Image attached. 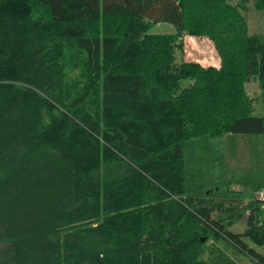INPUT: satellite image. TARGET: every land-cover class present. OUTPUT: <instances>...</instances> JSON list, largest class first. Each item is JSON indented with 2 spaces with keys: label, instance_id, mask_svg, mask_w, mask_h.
I'll list each match as a JSON object with an SVG mask.
<instances>
[{
  "label": "trees",
  "instance_id": "obj_1",
  "mask_svg": "<svg viewBox=\"0 0 264 264\" xmlns=\"http://www.w3.org/2000/svg\"><path fill=\"white\" fill-rule=\"evenodd\" d=\"M250 2L264 13V0H0V264H203V237L264 264L261 204L246 205L256 253L213 217L233 207L183 196L181 169L188 140L264 136ZM185 35L207 38L219 68L176 63Z\"/></svg>",
  "mask_w": 264,
  "mask_h": 264
},
{
  "label": "rangeland",
  "instance_id": "obj_2",
  "mask_svg": "<svg viewBox=\"0 0 264 264\" xmlns=\"http://www.w3.org/2000/svg\"><path fill=\"white\" fill-rule=\"evenodd\" d=\"M248 6L246 12L248 34L250 36L264 35V13L254 10L252 2ZM173 32L171 26L164 24L156 25L151 29V34L155 35H171ZM188 37L190 36L185 35L181 39L183 53H176V63L185 61L195 63L192 59L198 60L195 57L191 58L194 51L188 50L183 41V38ZM194 38L201 39L200 47L208 48L209 46L213 55H217L207 38ZM197 64L202 68H219ZM65 74L69 94L80 95L82 71L67 67ZM246 89L254 100V115L261 116V89L258 80L249 82ZM83 107L87 110L92 109L90 103H85ZM181 169L184 175L183 196L209 198L215 202H221L225 205L224 208L233 207L232 212H216L213 217L220 224L224 223L226 230L237 235L248 249L262 253L263 248L247 236L248 208L246 205L253 200V193L256 190H264V136L223 134L188 140L184 143ZM203 244L201 256L203 264H251L250 259L225 238L210 237ZM0 247H2L1 244Z\"/></svg>",
  "mask_w": 264,
  "mask_h": 264
},
{
  "label": "crops",
  "instance_id": "obj_3",
  "mask_svg": "<svg viewBox=\"0 0 264 264\" xmlns=\"http://www.w3.org/2000/svg\"><path fill=\"white\" fill-rule=\"evenodd\" d=\"M184 38H183V41H184L185 45L187 46L188 50L194 51V53H192L191 58H193V57L198 58V60L192 59V61H194L195 63L207 64L206 66H212L215 68H218L220 66V60H219L218 56L213 55L209 46H208V48L207 47H200L201 44L199 43V40H201V39H197L194 37H188L186 39H184ZM184 61H185V58H184ZM185 62H187V61H185Z\"/></svg>",
  "mask_w": 264,
  "mask_h": 264
},
{
  "label": "built area",
  "instance_id": "obj_4",
  "mask_svg": "<svg viewBox=\"0 0 264 264\" xmlns=\"http://www.w3.org/2000/svg\"><path fill=\"white\" fill-rule=\"evenodd\" d=\"M252 201H257L261 204V209H264V190L259 189L254 192L253 194V200Z\"/></svg>",
  "mask_w": 264,
  "mask_h": 264
},
{
  "label": "water",
  "instance_id": "obj_5",
  "mask_svg": "<svg viewBox=\"0 0 264 264\" xmlns=\"http://www.w3.org/2000/svg\"><path fill=\"white\" fill-rule=\"evenodd\" d=\"M205 241H206V238H205V237H203V238L200 239V242H201V243H203V242H205Z\"/></svg>",
  "mask_w": 264,
  "mask_h": 264
}]
</instances>
